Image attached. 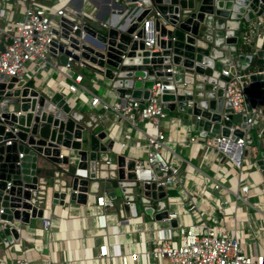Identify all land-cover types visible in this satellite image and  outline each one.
Masks as SVG:
<instances>
[{
    "label": "water",
    "instance_id": "1",
    "mask_svg": "<svg viewBox=\"0 0 264 264\" xmlns=\"http://www.w3.org/2000/svg\"><path fill=\"white\" fill-rule=\"evenodd\" d=\"M107 1L114 4V0ZM121 1L131 5L128 15L122 23L105 29L82 24L71 31L73 22L62 17L58 39L51 41L50 57L58 58L61 65L67 56L74 63L81 59L83 66L109 81L119 98L128 93L143 105L155 82L169 85L161 92L162 107L176 109L199 137L208 142L216 134L230 139L239 136L244 119L235 123L237 115L224 99L227 78L220 70L228 57L219 55L231 52L234 65L249 73L247 87L253 92L247 103L257 106L264 89V28L253 52H239L237 43L240 25L264 12V0ZM138 2L140 7L133 5ZM66 10L87 20L79 9ZM153 12L158 16L150 20L149 32L136 30ZM146 36L152 37L154 51L144 48ZM260 112L264 115V109ZM98 119L94 111L73 109L63 92L49 95L44 88H36L33 79L0 74V244L7 247L17 240L18 225L28 224L30 218L45 219L49 202L62 205L66 199L85 204L87 193L98 188L108 189L106 196L118 203L120 216L166 217L165 192L154 183H143V196H138L141 189L132 173L135 160L115 152L113 140L98 130ZM254 124L260 131L253 163L264 180V118ZM71 157L77 159L76 169L86 170L85 178L62 169ZM40 161L55 170L43 172ZM144 196L158 199L156 206L144 205L148 203Z\"/></svg>",
    "mask_w": 264,
    "mask_h": 264
},
{
    "label": "crops",
    "instance_id": "2",
    "mask_svg": "<svg viewBox=\"0 0 264 264\" xmlns=\"http://www.w3.org/2000/svg\"><path fill=\"white\" fill-rule=\"evenodd\" d=\"M3 2L10 4L9 16L15 18L21 16L27 0ZM0 5L3 6V3ZM69 7L72 10L79 9L89 18L86 17L88 21L85 24L96 29H105L113 24L122 23L131 9V5L123 4L121 0H114V4L107 0H69ZM1 24L3 19H0ZM238 48L243 54L253 51L251 48L247 51ZM254 60L255 58L251 64ZM49 62L52 68L36 70L32 66L33 74L28 72L27 76L33 79L35 87L44 88L49 95L56 91L63 92L73 109L94 111L99 116L98 130L102 129L113 140L116 153L134 160H145L148 146L144 141V132H151L148 126H140L139 130H135L119 122L113 111L109 109L103 111L100 106L91 108L89 105L91 93L107 104L120 102L109 81L85 66L73 65L72 69L68 70L63 68L58 58L50 57ZM75 73L83 76L81 82L83 88L70 93L66 90V84ZM99 89L101 92H98ZM246 92L249 97L253 90L247 89ZM258 107L260 110L264 108V96ZM164 111L166 116L160 122L161 130L166 136L162 154L178 168L177 181L166 189L167 195L178 198L179 201H174L170 205V209L177 213V219L173 220L174 225L199 220L196 214L186 211L184 196L188 195L196 199V212L201 217L210 218L208 221L210 225L222 220L224 228L239 232L245 253L264 251V180L253 163L254 144L249 142L245 144L237 166L225 160L215 148L207 145V139L198 136L189 120L179 118L176 109ZM234 119L235 123L240 122L239 116H235ZM254 129L258 133L255 126ZM189 137L193 140L190 141ZM76 160L71 157L67 165L59 166L73 173L76 169ZM39 164L43 172L55 170L53 167L48 169L50 168L48 162L40 161ZM47 180L51 178L47 177ZM214 180L219 182L216 190L212 188ZM242 182L248 185L244 202L234 196ZM103 191L107 192L108 189L98 188L96 192L87 193L85 204H77L66 199L62 205H52L49 202V209L44 211L48 225L43 228V220L40 218H30L28 224L18 225L19 238L7 247L0 244V260L8 261L15 255H25L35 264H38L42 257L50 258L52 264H119L117 257L103 261L97 258V247L102 242L115 246V249L122 252L142 249L147 251L150 248L154 227L166 225L142 213L141 219L122 221L114 212L118 208V203L112 200L114 210H108L107 228L105 230L96 228L94 216L100 210L95 205V197ZM115 193L120 197L119 190H115ZM147 263H152L151 258L140 255L133 264Z\"/></svg>",
    "mask_w": 264,
    "mask_h": 264
},
{
    "label": "built area",
    "instance_id": "3",
    "mask_svg": "<svg viewBox=\"0 0 264 264\" xmlns=\"http://www.w3.org/2000/svg\"><path fill=\"white\" fill-rule=\"evenodd\" d=\"M1 3H3V6L0 5V19H3V24L0 25V74L7 77L31 79L29 75L27 76L28 71L26 70L27 65L30 63L36 70L52 68L53 66L49 62V49L51 41L58 39L62 28L61 18L64 17L73 22L71 31L75 30L77 25L85 24L89 19L87 16V20L77 19L71 12L67 11L66 8H70L69 0H27L21 16L15 18L9 16L10 4L3 2V0H0ZM133 5L140 7L141 3L138 2ZM157 16V12L145 16L136 30L142 29L145 33H148L150 20ZM240 27L241 44L253 49L255 42L263 38L260 29L264 28V12L248 23L241 24ZM134 32L132 38L136 39ZM222 38L224 39L226 36L223 35ZM143 44L144 48L154 51L152 37L146 36L143 39ZM224 55L228 57V61L222 64L220 70V74L227 78L224 82V99L228 101L233 113L244 119V128L241 130V134L233 139L215 135L207 142V145L215 148L225 160L238 166L242 149L247 142L251 143V132L255 130V120L264 118L258 107L264 96V89L262 96L258 99L257 106L250 107L247 103L248 95L246 92L249 73L241 71L234 65L231 52L225 51L219 57L223 58ZM73 65L82 67V60L80 59L77 63H74L71 57L67 56L63 68L69 70L72 69ZM167 71L172 72L171 70ZM82 78L81 74L75 73L70 78V82L66 84L67 92L74 93L82 89ZM168 88H170L169 85L163 86L160 82H155L150 89L146 105L137 100H131L128 93L120 98V102H114L113 104H107L91 93L89 101L91 108L100 106L103 111L109 109L116 114L119 122H123L135 130H139L140 126L150 128V133L144 132V141L148 146L146 159L143 161L135 160L132 173L134 180L141 189L139 197L143 196V183H154L155 187H161L165 192L163 210L166 211V217L160 219L166 226L154 227L150 248L147 251L142 249L141 251L122 252L117 248L115 249V246H109L106 242H102L97 247V258L103 261L111 257H117L119 264H133L140 255L150 257L151 264H264V251L245 253L239 232L235 229L224 228L222 220L210 225L208 216L201 217L196 212V199L191 196H184L186 211L196 214L199 220L188 224L176 223L172 226L171 221L177 219V213L170 209V205L174 201H178V198L167 195L166 189L167 186L177 181L178 168L172 165L162 154L166 136L160 127L161 120L166 116L160 96L162 90ZM188 104L190 103L188 102ZM97 117L99 118L98 115ZM189 140L192 141L193 138L189 137ZM120 145L123 146L124 144ZM59 157L61 156L59 155ZM155 167L156 169H154ZM64 171L68 170L64 169ZM157 172L162 173V176L158 177ZM73 174L83 178L87 176L84 169H75ZM218 187L219 182L214 180L212 188L216 190ZM247 191V183L242 182L234 196L244 202ZM145 198H147L148 203H144V205L156 206L158 199ZM123 202L127 205L130 203L129 201ZM95 205L100 210L94 216L95 226L100 230H105L108 223V210L113 209L114 204L106 196V192L103 191L101 194L96 195ZM114 212L118 214L122 221L133 218L120 216L118 208ZM134 218L141 219V215ZM46 219H42L43 228L48 225ZM0 264L35 263L25 255H15L8 261L0 260ZM38 264H52V261L48 257H42L39 259Z\"/></svg>",
    "mask_w": 264,
    "mask_h": 264
},
{
    "label": "trees",
    "instance_id": "4",
    "mask_svg": "<svg viewBox=\"0 0 264 264\" xmlns=\"http://www.w3.org/2000/svg\"><path fill=\"white\" fill-rule=\"evenodd\" d=\"M237 45H238V47H240L241 49H243V50H245V51H247L248 49H249V47H247V46H243L242 44H241V41H240V39H238V43H237ZM250 50V49H249ZM256 135H257V132L254 130V131H252L251 132V140H254V139H256ZM254 138V139H253Z\"/></svg>",
    "mask_w": 264,
    "mask_h": 264
},
{
    "label": "rangeland",
    "instance_id": "5",
    "mask_svg": "<svg viewBox=\"0 0 264 264\" xmlns=\"http://www.w3.org/2000/svg\"><path fill=\"white\" fill-rule=\"evenodd\" d=\"M32 66H33V65L30 63V64L27 65V68H26V70H27L29 73H31V74H33L32 70H31ZM34 86H35V84H34ZM98 92H101V89H99ZM253 139H254V138H253ZM255 142H256V139L253 140V144H255Z\"/></svg>",
    "mask_w": 264,
    "mask_h": 264
}]
</instances>
